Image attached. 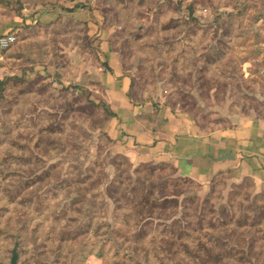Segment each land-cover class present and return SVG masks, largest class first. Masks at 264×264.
Masks as SVG:
<instances>
[{"label": "rangeland", "instance_id": "374dc122", "mask_svg": "<svg viewBox=\"0 0 264 264\" xmlns=\"http://www.w3.org/2000/svg\"><path fill=\"white\" fill-rule=\"evenodd\" d=\"M42 10L58 16L33 24ZM11 33L0 51V264H264V186L229 175L182 185L113 155L108 109L79 68L103 42L137 95L206 124L220 109L264 118V0H0V37Z\"/></svg>", "mask_w": 264, "mask_h": 264}, {"label": "crops", "instance_id": "0c3cea01", "mask_svg": "<svg viewBox=\"0 0 264 264\" xmlns=\"http://www.w3.org/2000/svg\"><path fill=\"white\" fill-rule=\"evenodd\" d=\"M68 8L73 18L87 22L95 18L94 12ZM57 16L55 10H42L32 20L41 26ZM16 26L21 31L22 23ZM95 46L93 56L84 57L79 68L87 72L86 87L101 97L113 115L104 129L113 155L124 156L135 167L168 165L174 178H187L201 187L221 175L264 186V118L220 109L214 111L217 121L206 124L170 106L160 94L145 91L137 95L117 54L103 42Z\"/></svg>", "mask_w": 264, "mask_h": 264}, {"label": "trees", "instance_id": "16d2710c", "mask_svg": "<svg viewBox=\"0 0 264 264\" xmlns=\"http://www.w3.org/2000/svg\"><path fill=\"white\" fill-rule=\"evenodd\" d=\"M16 37V36H15ZM16 40H17V38H16ZM102 102V101H101ZM102 104H103V106L104 107H106L107 108V106L102 102ZM108 109V108H107ZM108 114V117H112L113 115H112V113L109 111V109H108V112H107ZM143 165H147V164H143ZM156 166H159L160 168H163L162 170H165V169H170V170H172L171 169V167L170 166H168V165H164V164H161V165H156ZM173 174V173H172ZM176 179V181L178 182V183H180V184H182V185H186V184H196L195 182H193V181H191L190 179H187V178H175ZM196 185H198V184H196ZM170 186H172V187H174L175 185H168V187H170ZM199 186V185H198ZM165 189H166V187H164ZM175 195H172L170 198H166V197H163L162 198V200H163V202H164V207L165 208H167V206H168V203L169 202H171L172 200H174L173 198H175L174 197ZM147 202H142V205L144 206V207H146L147 206ZM151 208L153 209V208H155V206H151ZM152 216H149L148 218H151ZM175 222H173V224H177L179 221L178 220H174ZM170 236H174V234H173V231H172V229L171 230H169V233H168ZM163 244V246L165 245V243H162ZM167 244V243H166ZM169 244H171V246L173 247V246H176L177 247V245L174 243V241H172L171 243H169ZM150 245L151 246H154V243L153 242H151L150 243ZM179 247H182V248H184V250H185V253L187 254V255H189V256H191V258H196V256H195V253H193L191 250H192V246H190V244L189 243H186V244H184V243H182V244H180L176 249H178ZM157 250H161L162 252L163 251H165L166 250V247H164V249H163V247L162 246H159V249H158V247H157ZM155 251H156V249H155ZM88 255H93L92 253H88ZM96 256L97 257H101V253H97L96 254Z\"/></svg>", "mask_w": 264, "mask_h": 264}, {"label": "built area", "instance_id": "2783aa9c", "mask_svg": "<svg viewBox=\"0 0 264 264\" xmlns=\"http://www.w3.org/2000/svg\"><path fill=\"white\" fill-rule=\"evenodd\" d=\"M16 42L15 34H6L0 37V51L6 50Z\"/></svg>", "mask_w": 264, "mask_h": 264}, {"label": "water", "instance_id": "95a60500", "mask_svg": "<svg viewBox=\"0 0 264 264\" xmlns=\"http://www.w3.org/2000/svg\"><path fill=\"white\" fill-rule=\"evenodd\" d=\"M11 264H17V262H16V257L12 258V260H11Z\"/></svg>", "mask_w": 264, "mask_h": 264}]
</instances>
